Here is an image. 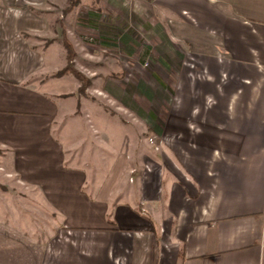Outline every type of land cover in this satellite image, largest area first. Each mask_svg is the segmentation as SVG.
I'll return each instance as SVG.
<instances>
[{
    "label": "crops",
    "instance_id": "obj_1",
    "mask_svg": "<svg viewBox=\"0 0 264 264\" xmlns=\"http://www.w3.org/2000/svg\"><path fill=\"white\" fill-rule=\"evenodd\" d=\"M157 1L148 38L172 97L163 93L155 111L143 84L137 99L123 79L94 86L127 126L128 110L150 118L162 144L139 164L119 154L102 179L67 163L85 136L62 123L73 108L42 77L53 73L41 72L46 56L0 54V146L22 185L62 221L45 264H264V0ZM113 5L125 17L123 4ZM22 6L28 25L44 22ZM21 24H8L7 36H20L12 27ZM119 25L114 33L131 52L133 35Z\"/></svg>",
    "mask_w": 264,
    "mask_h": 264
},
{
    "label": "rangeland",
    "instance_id": "obj_2",
    "mask_svg": "<svg viewBox=\"0 0 264 264\" xmlns=\"http://www.w3.org/2000/svg\"><path fill=\"white\" fill-rule=\"evenodd\" d=\"M42 1L0 0V54L46 56V66L41 72L50 69L53 73L42 77L50 79L48 82H53L54 90L62 91L58 99H66L73 108L72 113L70 110L61 117L62 123L70 136L78 130L85 136L77 141L79 145L70 149L67 163L83 167L90 179L93 176L102 179L108 164L119 154L125 155H121V160L129 158L133 164L141 163L142 155L157 154L154 148L162 143L152 135L153 121L146 117L150 123L141 120L136 112L128 110L127 126L118 105L94 84L103 87L111 80L123 79L128 83V97L132 98L137 97V90L143 84L145 89L155 92L151 103L155 111L160 108L163 93L172 97V86L166 88L162 81L168 75L157 61L159 45L148 38L153 30H148L147 25L155 26L160 12L158 1ZM114 2L123 4L125 17L118 15ZM22 5H30L44 22L28 25L32 12ZM165 17L173 16L165 12ZM17 18H21L22 26L12 28L20 29V36H7L6 31L10 30L7 25ZM119 24L127 25L126 32L133 35L134 43L128 44L131 52L123 49L125 45L114 33ZM180 46L190 51L187 44L179 43ZM127 134L128 148H124ZM105 136L116 139V155L108 146L112 140ZM11 157L0 146V264H45V246L62 221L52 216L40 196L35 197L29 187L22 185L20 175L13 170ZM98 167L100 172L96 175L94 170Z\"/></svg>",
    "mask_w": 264,
    "mask_h": 264
},
{
    "label": "built area",
    "instance_id": "obj_3",
    "mask_svg": "<svg viewBox=\"0 0 264 264\" xmlns=\"http://www.w3.org/2000/svg\"><path fill=\"white\" fill-rule=\"evenodd\" d=\"M151 141H153V139H151Z\"/></svg>",
    "mask_w": 264,
    "mask_h": 264
}]
</instances>
